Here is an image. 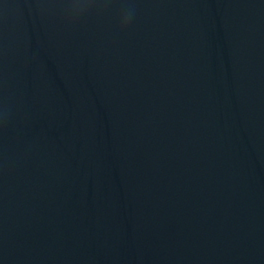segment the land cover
<instances>
[{"label":"water","instance_id":"water-1","mask_svg":"<svg viewBox=\"0 0 264 264\" xmlns=\"http://www.w3.org/2000/svg\"><path fill=\"white\" fill-rule=\"evenodd\" d=\"M0 264H264V0H0Z\"/></svg>","mask_w":264,"mask_h":264}]
</instances>
